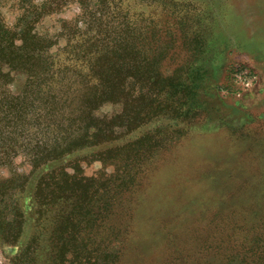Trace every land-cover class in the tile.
I'll list each match as a JSON object with an SVG mask.
<instances>
[{
    "label": "rangeland",
    "instance_id": "obj_1",
    "mask_svg": "<svg viewBox=\"0 0 264 264\" xmlns=\"http://www.w3.org/2000/svg\"><path fill=\"white\" fill-rule=\"evenodd\" d=\"M46 1L0 0V15L14 27L25 7ZM57 1L61 9L44 15L35 31L54 42L51 52L61 58L84 38L94 42L118 32L132 35L136 29L147 34L154 29L155 39L166 36V41L158 40L154 65L160 76L176 80L187 75V65L192 69L199 64L189 56L183 33L202 29L197 31L189 20L181 22L183 12L189 18L194 11L209 13L215 31L226 26L229 35L228 44L217 45L216 61L197 78L203 88L190 94L199 109L190 118L188 133L171 136L146 160L133 184L117 191L118 202L107 216L99 214L104 208L110 210L107 202L113 194L108 189L94 190L93 212L81 217L77 227L81 244L77 250L93 254L91 264H108L109 252L117 249L97 248L116 236L124 241L118 264H257L252 256L264 241V0H192L189 4L185 2L190 0H181L184 5L177 7L171 0H115L109 6L92 3L95 16L85 14L74 1L53 3ZM95 20L103 25H94ZM147 42L144 39L142 45L148 50ZM74 71L60 76L62 90L54 105L55 118L62 119V111L73 119L64 131L53 123L49 127L43 117L37 119L38 113L47 112L48 94L35 93L36 87L30 90L25 73L0 67V212L9 218L14 216L17 196L28 189L34 162L55 146L57 138L68 132L71 141L83 135L92 140L95 123L107 130L110 125L99 121L111 123L123 111V104L114 100L120 94L105 99L101 94H84L87 84L80 83L89 78L87 71L78 69L79 75ZM141 81H146L144 75ZM127 122H115L117 134L123 133ZM127 142L123 137L79 147L67 157L65 172L75 177L80 189L90 190L91 182L101 185L110 177L127 181L122 168L125 153L117 157L114 151ZM11 257L0 247V264H11Z\"/></svg>",
    "mask_w": 264,
    "mask_h": 264
},
{
    "label": "trees",
    "instance_id": "obj_2",
    "mask_svg": "<svg viewBox=\"0 0 264 264\" xmlns=\"http://www.w3.org/2000/svg\"><path fill=\"white\" fill-rule=\"evenodd\" d=\"M71 1L78 3L85 14L94 16L96 13L91 8L92 3L109 6L115 2ZM171 1L176 7L184 5L180 3L181 0ZM191 1L185 3L189 4ZM56 3L58 1L53 3V0H47L40 6L25 7L14 27L8 26L0 15V67L8 66L11 71L25 73L29 78L30 90L36 87L33 90L35 93L48 94L45 106L47 112L38 113L37 119L42 120L43 117L49 127L53 123L67 131L66 127L69 128V123L73 122V119L62 111H59L62 119L55 118L58 110L54 106L62 90L60 76H65L71 70H75L73 74L78 73V69L87 71L89 78L80 83L87 84L84 94H101L100 97L104 99L120 94L114 100L123 104V111L120 116L113 118L111 123L108 119L99 121L110 125L107 130L103 129L101 124L95 123L96 132L92 140L83 135L71 141V133L67 132V136L57 138L55 146L48 148L36 159L26 184L28 189L22 190L15 200L13 218L0 212V247L11 253V264H91V257L94 255H84L82 250H77L81 244L76 234L79 232L77 227L81 226L80 218L93 212L90 203L94 190L100 192L102 189H108V193L113 194L107 202L110 210L104 208L99 214L107 216L118 202L115 198L117 191L123 185L127 187L133 184L136 176L143 172L146 160L158 149H162L164 142L171 136H183L188 133L190 118L194 117L199 109V105L191 100L190 94L198 93L203 88L202 84L196 83L197 78L202 72L207 73L205 66L216 61V55L219 53L216 51L217 45L222 47L221 43L229 42L226 26L215 31L216 23L212 21L211 14L194 11L189 18L183 12L179 18L181 22L189 20L191 26L198 27L197 31L202 29L200 32L192 31L191 34L183 33V38H186L183 44L188 45L189 56L199 64L192 69L187 65V75L184 74L176 80L160 76L159 67L154 65L156 56L153 53L158 50V40L162 39H155L154 29L147 34H140L136 29L132 35L118 32L114 36H101L94 42L90 41L91 38H84L70 46L65 58H61L59 54L51 52L54 42L35 31L37 23L44 15L61 9ZM92 23L103 25V22L98 23L96 20ZM144 39L148 41V50L142 45ZM163 39L166 41V36ZM154 40H157V44ZM143 75L146 81L142 84ZM130 78H133V81L130 82ZM129 94L139 95L132 98ZM91 102H87V106H91ZM90 115L91 113H88L85 117L89 118ZM119 120L123 123L128 121L122 134H117L114 129L115 122ZM160 121L164 122L163 125ZM154 123H158L157 126L150 127ZM180 123L187 125L178 127ZM123 137L127 138L128 142L117 146L114 151L117 157L120 152L125 153L122 168L123 174L126 173L129 180L122 181L110 177L101 185L96 181L91 182L90 190L80 189L81 185L75 182V177H70L65 172L67 157L73 156L79 147L84 149L109 144ZM59 140L63 141V144ZM61 172L63 177H60ZM7 196L5 194V197ZM2 201L5 202L3 197ZM7 201L11 202V197ZM98 208L101 209V206ZM114 238L107 246L101 247L99 244L97 248V251L112 246L117 249L115 252L111 249L109 252L108 264H118L124 247L123 240L116 236ZM69 253H73V256H68ZM254 256L256 258L253 263L264 264V241L252 257Z\"/></svg>",
    "mask_w": 264,
    "mask_h": 264
}]
</instances>
